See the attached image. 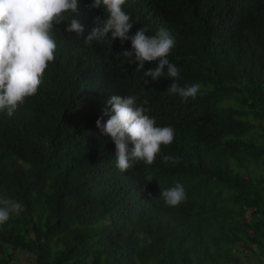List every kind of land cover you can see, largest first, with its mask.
<instances>
[{
    "label": "trees",
    "instance_id": "16d2710c",
    "mask_svg": "<svg viewBox=\"0 0 264 264\" xmlns=\"http://www.w3.org/2000/svg\"><path fill=\"white\" fill-rule=\"evenodd\" d=\"M91 3L54 25L37 93L11 117L0 111V198L22 205L0 224V264H21V252L26 264H264V0H125L129 36L145 26L174 37L176 82L200 85L186 101L167 91V67L154 81L120 55L130 39L85 45L64 30L107 16ZM112 94L146 100L174 129L152 165L115 166L96 125ZM176 183L186 198L166 206L159 194Z\"/></svg>",
    "mask_w": 264,
    "mask_h": 264
},
{
    "label": "clouds",
    "instance_id": "9594fccd",
    "mask_svg": "<svg viewBox=\"0 0 264 264\" xmlns=\"http://www.w3.org/2000/svg\"><path fill=\"white\" fill-rule=\"evenodd\" d=\"M125 0H92L88 8L103 6L104 18L97 16L93 27L87 30L79 18H72L65 26V31L83 38L85 45L93 41L103 42L119 38L121 42L131 40L132 51L125 50L120 55L133 57L131 63L138 62L136 71L143 70L145 77L155 81L164 76L165 67L172 83L167 91L179 95L185 101L195 98L200 85L180 86L179 69L167 59L175 46L174 37L161 27L154 35L147 34V28L141 26L135 34L129 36L133 28L131 17L122 6ZM81 0H0V111L11 117L26 98L37 93L49 62L55 58L56 42L52 36L54 25L64 22V13L80 14ZM111 42V40H110ZM154 68L144 70L145 62H155ZM148 83L145 80V84ZM147 101L137 105L136 97L112 94L103 110L108 119L96 120V125L103 134L108 135L115 144V166L126 172L134 163L143 162L152 165L161 145H169L174 139L171 126H157L155 118L147 114L143 107ZM129 142L133 145L129 149ZM165 163L178 162V158L165 155ZM153 179L151 174L146 180ZM151 195V193H149ZM166 206H178L186 198L182 184L164 189L159 194ZM21 203L11 198H0V224H4L15 213L19 214Z\"/></svg>",
    "mask_w": 264,
    "mask_h": 264
},
{
    "label": "rangeland",
    "instance_id": "374dc122",
    "mask_svg": "<svg viewBox=\"0 0 264 264\" xmlns=\"http://www.w3.org/2000/svg\"><path fill=\"white\" fill-rule=\"evenodd\" d=\"M27 257H32L31 254L27 253V252H21L20 253V258L18 259V261L21 263V264H26L27 262Z\"/></svg>",
    "mask_w": 264,
    "mask_h": 264
}]
</instances>
